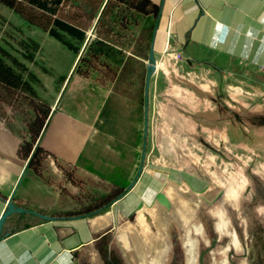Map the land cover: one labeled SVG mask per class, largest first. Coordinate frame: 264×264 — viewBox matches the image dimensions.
Returning <instances> with one entry per match:
<instances>
[{
    "label": "crops",
    "instance_id": "crops-1",
    "mask_svg": "<svg viewBox=\"0 0 264 264\" xmlns=\"http://www.w3.org/2000/svg\"><path fill=\"white\" fill-rule=\"evenodd\" d=\"M150 1L159 13L153 45L156 70L148 92L149 115L157 120L149 122V130H168L170 141L177 140L187 119L194 120L191 115L201 118L207 112L210 93L220 80L234 102L264 96V0ZM77 56H68L66 77ZM141 60L145 68L146 60ZM183 74L193 85L175 82V75ZM127 100L113 85L73 73L58 101L59 110L37 139L48 154L40 170L28 167L17 186L26 162L18 149L28 139L27 125L13 111L4 114L0 108V196L7 199L12 194L16 205L58 218L80 211L77 198L83 192L127 189L140 166L133 148L139 143L131 141L129 125L117 115ZM136 106L142 108L144 133V93L143 104ZM143 149L138 157H143ZM144 173L153 175L152 169ZM113 206L97 215L65 220L11 215L2 228L0 264H77L72 253L81 245L91 252L87 244L109 225ZM4 208L0 201V214Z\"/></svg>",
    "mask_w": 264,
    "mask_h": 264
},
{
    "label": "rangeland",
    "instance_id": "rangeland-1",
    "mask_svg": "<svg viewBox=\"0 0 264 264\" xmlns=\"http://www.w3.org/2000/svg\"><path fill=\"white\" fill-rule=\"evenodd\" d=\"M102 1L36 0L33 4L35 9L44 10L69 25L87 31L92 26ZM140 2L141 0H109L94 36L76 66L79 72L95 78L101 84L113 85V90L128 99L127 103L117 109V115L120 121L129 125L128 136L131 141L139 143V147H133L136 150L135 158H140L139 178L145 171L152 169L154 177L159 181L148 200L140 199L135 204L134 207L140 201L145 203L137 211L133 221L116 210L119 203L113 206L112 213L115 216L109 219V224L115 225L112 250L119 257L121 254L118 253L116 244L122 245L127 251L128 262L139 264L134 257L136 253L128 244V236L133 242L136 239L145 244L150 241L155 233L145 214L153 217L154 207L151 202L155 193L161 191L171 201L179 219L190 216L193 197L201 196L202 200H208L212 214L218 203L220 207L221 204H226L231 227L240 232L250 249L252 248L248 256L238 258L237 263L264 264V96L258 94L246 103L234 102L221 89L220 80L210 93L211 103L202 119L200 115H191L194 120L187 119L186 128L177 131V140L173 137L170 141L168 130H149V122L153 118L157 120L153 114L149 115V110L147 136L144 137L142 108L138 107L140 110H137V106L134 108L133 105L143 104L145 78L141 59L147 54L153 15L138 11ZM58 33L57 39L0 3V50L9 53L26 68L23 77L30 86L28 90H14L0 85V108L4 114L13 111L19 115L27 126L38 113H44L54 105L68 72V56L76 54L68 46L71 45L76 50L82 46L73 36L61 30ZM7 62L10 63L9 60ZM174 80L177 84L193 85L184 74L175 75ZM178 109L182 111L181 107ZM172 133L175 134V131ZM142 147L144 156L138 157L142 153ZM136 175L135 170L130 182ZM182 177L187 181L197 179L202 184L203 192H192ZM117 191L119 190L113 189L106 194L83 192L77 198L82 204L80 213H85L88 206L93 208L101 205ZM177 191L184 192L186 196L176 200ZM231 191L235 193V207L221 198L217 200L220 193L224 195ZM147 204L151 206L148 207ZM111 207L99 213L110 210Z\"/></svg>",
    "mask_w": 264,
    "mask_h": 264
},
{
    "label": "flooded vegetation",
    "instance_id": "flooded-vegetation-1",
    "mask_svg": "<svg viewBox=\"0 0 264 264\" xmlns=\"http://www.w3.org/2000/svg\"><path fill=\"white\" fill-rule=\"evenodd\" d=\"M191 203L190 216L183 219H179L170 213L173 210L172 203L169 209L160 205L164 210L162 218L164 228L160 234L162 250L157 264H238L236 261L238 258L248 256L252 248L250 249L248 246L246 238L231 227L226 204H221L226 226L219 228L217 218L210 212L211 203L208 200H202L201 196H198L193 197ZM144 205L145 203H142L141 207ZM151 205L147 204L148 207ZM137 206L126 214L128 220L133 221L135 219V214L141 209V207L137 209ZM95 210L91 212L93 213ZM82 215H87V213H81L77 216ZM145 218L151 224L150 215L145 214ZM150 226L152 231L156 233L152 224ZM114 229L115 225L109 224L104 230L94 234L93 239L87 244V247L91 248V252L85 250V245H81L75 251L74 258L77 264H130L127 251L122 245L116 244L117 251L121 254L119 257L112 250ZM139 241L142 246L147 245L143 241ZM128 244L137 254H134V257L137 258L138 263L147 264L148 257L137 251L134 246L135 242L129 236ZM236 244L240 247L239 250L236 249Z\"/></svg>",
    "mask_w": 264,
    "mask_h": 264
},
{
    "label": "trees",
    "instance_id": "trees-1",
    "mask_svg": "<svg viewBox=\"0 0 264 264\" xmlns=\"http://www.w3.org/2000/svg\"><path fill=\"white\" fill-rule=\"evenodd\" d=\"M36 0H0V3L8 6L9 8H12L17 14H19L24 20H26L28 23L36 25L43 29L44 31H48L50 35L56 37L57 39L59 38V33L58 31L61 30L71 36H73L75 39L80 41L83 45L84 40L86 38V35L89 33L91 27L85 31L79 27L69 25L65 23L61 18L59 17H53L51 14H47L46 11L44 10H37L34 7L33 2ZM60 0H57L59 2ZM105 2V5L102 8L103 3ZM119 2H122L123 0H117ZM109 3V0H103L101 3V6L97 12V15L95 16L94 20L98 17L97 24L95 26V31L96 28L99 24V21L101 17L103 16L106 7ZM102 8V9H101ZM138 11L141 12H146L148 14L153 15V21L150 25V30L148 34V41H147V54L143 57L144 59L147 60L148 58V53L150 49V43H151V38L153 34V29L155 26V20L158 16L159 13V7L155 4H153L150 0H141V2L138 4L137 7ZM93 20V22H94ZM93 24V23H92ZM94 31V33H95ZM91 42V41H90ZM90 44V43H89ZM86 48L88 47V45ZM69 49L73 50L76 55H78L79 50H76L74 47L71 45L68 46ZM82 47V46H81ZM85 48V50H86ZM84 50V51H85ZM84 53V52H83ZM7 60L10 61V63L7 62ZM81 61V57L79 59V62ZM78 62V63H79ZM20 66L21 69H16V67ZM23 71H26V68L23 67L21 63H19L14 57H12L9 53L0 50V85L3 86L5 89H18V90H28L30 89L29 83L24 80L23 77ZM76 74L88 77L87 75L83 74L82 72H79L78 69L75 68ZM145 73H146V67L144 68V78H145ZM66 78L64 79V81ZM51 110V109H50ZM50 110L42 113H38L34 119V121L27 126V133L29 134V138L27 140H24L18 149V154L23 156L24 159L27 160L28 156L30 155L34 144L37 142V139L40 136L41 131L43 130V127L45 125V122L48 118V115L50 113ZM47 151L44 150L42 147L37 145L30 161H29V168H32L35 171H39L41 168V162L47 155ZM63 168V167H61ZM64 169V168H63ZM67 176L70 177V174L65 171ZM115 193V195L111 198L106 200V202L102 203L101 205H95L93 208L89 207L86 208L85 213L90 214L92 213L91 211L93 210H101L104 206H109V204L118 197H121L127 192V189H118ZM81 214L80 211H73L69 213H65L63 215H60L61 217L64 218H71V217H76L77 215Z\"/></svg>",
    "mask_w": 264,
    "mask_h": 264
},
{
    "label": "water",
    "instance_id": "water-1",
    "mask_svg": "<svg viewBox=\"0 0 264 264\" xmlns=\"http://www.w3.org/2000/svg\"><path fill=\"white\" fill-rule=\"evenodd\" d=\"M105 2L103 3L102 5V8L103 6L105 5ZM101 8V9H102ZM97 20H98V17L94 20L93 24H92V27H91V31L90 33H88L86 35V38L84 40V43L78 53V56H77V59L75 61V64L73 66V68L71 69L70 73L68 74V76L66 77V80H65V84L58 96V99L57 101L55 102V104L51 107V110H50V113L48 115V118L45 122V125L43 127V129L46 127V125L48 124V121L50 119V117L56 113L58 110H59V107H58V101L64 91V88H65V85L66 83L68 82L69 78L71 77V75L74 73L75 71V68L79 62V59L80 57L82 56L87 44L90 43L92 37L94 36V31H95V26L97 24ZM156 28L157 26L154 27L153 29V34H152V38H151V43H150V49H149V53H148V58L146 60V64H145V67H146V73H145V79H144V137L147 136V124H148V121H147V115H148V91H149V85H150V79H151V76L153 75V73L155 72L156 70V59H155V56H154V51H153V45H154V38H155V31H156ZM43 131V130H42ZM37 142L34 144L33 146V149L30 153V155L28 156L26 162H25V165H24V168L22 169L21 173H20V176L18 178V181L16 183V186L19 184L20 180H21V177L23 175L26 174L27 172V168H28V165H29V161L37 147ZM143 156H144V149H143ZM141 173V165L139 166L138 168V171H137V175L136 177L134 178V180L129 184V186L127 187V192L122 195L121 197H118V198H115L110 204H109V207L115 205L116 203H118L122 198H124L132 189L133 187L135 186L136 182H137V179L139 178V174ZM15 186V187H16ZM196 193H202L203 192V189L199 190V191H195ZM223 195V193H220V195L217 197V199ZM0 201L3 202L5 204V208L4 210L2 211V213L0 214V239L2 237V228H3V225L6 221V219L8 217H10L11 215L13 214H25V213H29V214H32V215H35V216H38L40 217L41 219L43 220H56V219H59V220H65L66 218L64 217H54V216H50V215H44V214H41V213H38V212H35V211H31V210H28L22 206H19V205H16L13 200H12V194L10 195L9 198L5 199V197H2L0 196ZM155 202H158L160 203L161 205L165 206L167 209L170 208V201L169 199L166 197V195L161 192V191H158L155 193L153 199H152V202L151 204H154ZM141 204L142 202L140 201L138 206H137V209H139L141 207ZM107 206H104V208H106ZM101 210H95L93 213H90V214H87L86 216H91V215H95L97 213H99ZM80 216H76V217H71V218H79ZM73 257L75 256V253H72Z\"/></svg>",
    "mask_w": 264,
    "mask_h": 264
},
{
    "label": "bare ground",
    "instance_id": "bare-ground-1",
    "mask_svg": "<svg viewBox=\"0 0 264 264\" xmlns=\"http://www.w3.org/2000/svg\"><path fill=\"white\" fill-rule=\"evenodd\" d=\"M90 31H91V29H90ZM90 31H89V33H90ZM154 176L155 175L150 176L148 174H144L143 176H141L142 178L140 179L139 183L138 184L136 183L137 186L135 185L136 187L134 188V190L132 192H130V194L127 195L121 202H119V204L116 206L117 209L120 212H122L123 214H126L132 207L135 206L137 201H139L140 199L148 200L153 195V193L155 192V190L158 186L157 184L159 181ZM183 179L188 183L189 189L192 192H194L195 194H199V193H196L195 191L201 190L202 184L197 179H193L191 181H187V179H185V178H183ZM168 182H170V181H168ZM185 196H186V194L184 192H181V191H177L176 195H175L176 200H178L179 198L181 199ZM166 197H167V195H166ZM220 198H221V200L227 201L228 203H230L232 206L235 207L236 199H235V193L233 191L224 194ZM185 201H186V199H185ZM178 203L180 204V202H178ZM160 205L161 204L158 202H155L152 205V207H154V215L151 218L150 222H151L153 228L156 229V233L152 237H150V239H149L150 241L147 243L146 246H142L141 242L139 241L140 239L139 240L136 239V241H135L136 244L134 245V246H136L137 250L140 253H142L148 257V260H147L148 263L147 264H157L159 254L162 250L160 234L163 232V228H164V221L162 220L163 215H164V210L162 209V207ZM170 213H172L174 216L179 218V214L177 213V211L175 212L174 209ZM214 216L218 219L219 228L225 227V220H224V217L222 214L220 203H218V206L214 209ZM127 232H129V231H127ZM130 233H131V231H130ZM235 246H236V249H240V247L237 244Z\"/></svg>",
    "mask_w": 264,
    "mask_h": 264
}]
</instances>
